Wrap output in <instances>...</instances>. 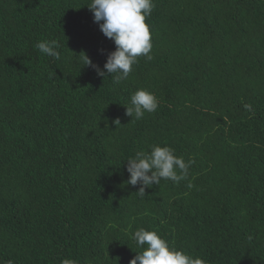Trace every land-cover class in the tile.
I'll list each match as a JSON object with an SVG mask.
<instances>
[{
    "label": "trees",
    "instance_id": "1",
    "mask_svg": "<svg viewBox=\"0 0 264 264\" xmlns=\"http://www.w3.org/2000/svg\"><path fill=\"white\" fill-rule=\"evenodd\" d=\"M153 2L152 59L115 84L80 59L103 69L116 48L91 0H0V264H130L139 228L207 264H264V0ZM141 88L159 107L132 120ZM153 145L188 179L140 196L126 160Z\"/></svg>",
    "mask_w": 264,
    "mask_h": 264
},
{
    "label": "clouds",
    "instance_id": "2",
    "mask_svg": "<svg viewBox=\"0 0 264 264\" xmlns=\"http://www.w3.org/2000/svg\"><path fill=\"white\" fill-rule=\"evenodd\" d=\"M94 14V21L99 23L100 30L114 41L116 48L110 52L103 69L86 53L80 56L84 66L93 67L100 77L110 76L113 83L126 80L133 70V65L143 56L152 59V37L147 19L151 16L153 0H91L87 5ZM40 53L60 58V44L56 40H41L35 44ZM126 115L132 120L142 119L146 113H153L159 107L155 94L138 89L125 104ZM249 107V106H245ZM131 120V121H132ZM114 123L120 125L117 118ZM127 171L130 178L127 184L133 187L141 185L137 192L145 195V189L159 185L161 180L180 183L187 180L191 161L186 162L177 156L175 150L168 146L153 145L148 153L136 152L128 157ZM189 188L192 184L187 185ZM131 239L142 251L136 252L130 264H207L200 256H194L170 245L157 231L139 228L131 234ZM61 264H77L75 260L65 258Z\"/></svg>",
    "mask_w": 264,
    "mask_h": 264
}]
</instances>
